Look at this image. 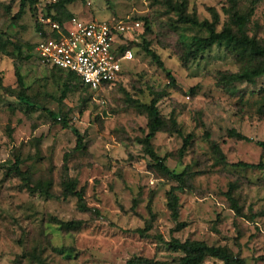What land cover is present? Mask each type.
<instances>
[{"label":"rangeland","instance_id":"1","mask_svg":"<svg viewBox=\"0 0 264 264\" xmlns=\"http://www.w3.org/2000/svg\"><path fill=\"white\" fill-rule=\"evenodd\" d=\"M50 1L0 0V264H126L132 258L176 264L182 254L170 249L172 240L224 247L246 264H264V170L235 166L264 163V149L256 144L264 141V76L251 84H223L221 76L239 71L246 61L222 45L185 61L191 38L207 31L178 23L171 7L184 2L187 14L199 21H212L214 10L220 30L229 22L228 0L66 4V11L80 19L141 24L133 61L123 65L115 85L100 92L103 99L69 85L33 55L36 22ZM238 3L249 19L248 35L264 45V0ZM144 46L159 56L165 71ZM152 101L164 120L152 148L168 169L184 174L185 189L175 193L176 220L167 203L177 183L144 148L148 115L143 106ZM46 110L83 136V151H74L71 129L53 124ZM229 130L251 142L229 138ZM187 135L192 140L182 150ZM65 179L77 181L87 211L78 209L75 197L63 196ZM37 182L51 183V197L29 190L27 184ZM54 220L84 224L67 230ZM201 264L223 263L209 257Z\"/></svg>","mask_w":264,"mask_h":264},{"label":"trees","instance_id":"2","mask_svg":"<svg viewBox=\"0 0 264 264\" xmlns=\"http://www.w3.org/2000/svg\"><path fill=\"white\" fill-rule=\"evenodd\" d=\"M73 0H56L55 2H48L46 6V12L44 13V17H49L54 22H58L63 24L68 21L70 18L74 17L72 13L66 11V4L72 2ZM229 8L227 9V14L229 15V22L222 26L220 30H217L216 26L219 22V16L216 11L211 10L212 21L202 20L199 21L195 15L187 14L186 5L184 2H180L178 4L171 5L173 11L177 15V22L183 24L184 26H190L198 29H205L207 31V36H193L184 49V60L191 61L197 59L198 56L203 54L204 52L210 50L215 45H222L225 51L232 54L239 62L246 61L244 66L235 73L223 74L221 76V81L223 84L227 86H231L235 83L245 82V83H254V81L258 78L264 76V45L261 44L259 40L255 37L249 36L247 33V24H248V16L245 14H241L238 10V0H228ZM134 21V20H128ZM146 29H148L147 22L145 20V24L143 25ZM42 30V25L37 21L36 22V32ZM133 46H137V44L133 41H129L124 48L131 49L133 51ZM32 53L34 55L35 44L32 46ZM144 52L148 55L153 62L157 65V68L165 71L164 65L160 60L159 56L148 46L143 47ZM134 57L135 52L133 51ZM48 69V68H47ZM52 72H55L59 75H63L66 79L67 83L74 84L78 88H83L88 91L92 97H98V99H103L100 97V92L103 90L110 88L115 85L117 82L113 83L111 86L104 88L103 90H99L98 92L90 91L86 86L82 84L80 79L70 73H65L60 70L50 68ZM124 73V69L121 73ZM166 78L169 83L175 86V80L169 72H166ZM20 81V78L18 77ZM144 110L148 115V124L147 129L148 133L144 138V148L145 152L149 155L151 160L155 163L156 167L168 178L175 181L177 186L171 188L168 193V209L171 213V217L176 220L178 217V197L176 196V191H183L184 186V174H177L165 165V160L163 158L158 157L151 145V139H153L155 133L163 128L164 120L160 116L157 102L152 101L148 105H144ZM264 111V109H262ZM49 117L52 119L53 124H61L63 127L70 128L68 126L66 120L64 118H60L53 112L46 110ZM72 133L76 137V143L74 147V151L79 152L85 149L83 143V136L73 128H70ZM228 137L251 142L249 138L237 132L236 130H229ZM192 140L191 135H187L183 140L182 150H186ZM257 146L264 149V141L256 142ZM213 151L219 158L222 160L223 155L220 152L217 146L213 147ZM18 164V162H17ZM235 166L242 169H259L264 170V163L259 162L257 164H249L239 162ZM21 178L27 181L24 176L21 175ZM31 186V189L29 188ZM61 186L63 188V196H73L76 198L77 207L81 211H87V207L84 202V196L82 190H77V181L72 179H65L62 181ZM29 190L34 191L38 190L39 193L45 195L46 197H51L50 194V182H37L35 185L27 184ZM229 202L231 207L236 211L239 210L234 199L228 195ZM58 222V220H54ZM58 224L67 230H77L83 226L82 221H69V222H58ZM137 232L142 233V231L137 230ZM170 249L174 252H180L182 257L179 258V261L176 264H201L206 258H215L221 261L223 264H246L245 261L239 257H235L228 249L224 247H215L209 246L200 241H190L186 240L184 242H180L178 240H172L168 243ZM126 264H167V263H159L146 258H132Z\"/></svg>","mask_w":264,"mask_h":264},{"label":"built area","instance_id":"3","mask_svg":"<svg viewBox=\"0 0 264 264\" xmlns=\"http://www.w3.org/2000/svg\"><path fill=\"white\" fill-rule=\"evenodd\" d=\"M38 22L42 25L34 49L38 63L76 75L94 92L120 79L123 65L134 59L133 51L124 46L137 40L134 35L141 27L138 21L109 22L77 17L60 24L41 16Z\"/></svg>","mask_w":264,"mask_h":264}]
</instances>
